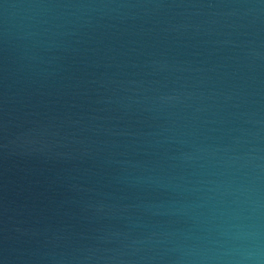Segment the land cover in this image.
I'll list each match as a JSON object with an SVG mask.
<instances>
[{
  "label": "water",
  "instance_id": "obj_1",
  "mask_svg": "<svg viewBox=\"0 0 264 264\" xmlns=\"http://www.w3.org/2000/svg\"><path fill=\"white\" fill-rule=\"evenodd\" d=\"M0 264H264V0H0Z\"/></svg>",
  "mask_w": 264,
  "mask_h": 264
}]
</instances>
